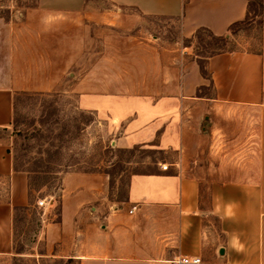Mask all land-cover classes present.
<instances>
[{
	"label": "crops",
	"instance_id": "crops-1",
	"mask_svg": "<svg viewBox=\"0 0 264 264\" xmlns=\"http://www.w3.org/2000/svg\"><path fill=\"white\" fill-rule=\"evenodd\" d=\"M108 1L144 16L181 17L180 36L185 39L200 27L216 36L225 34L231 24L245 18L247 7V0ZM95 17L85 11L84 0H37L20 23L6 24L0 19V30L14 25L18 49L32 47L46 33L63 34L80 27L84 31L87 21ZM23 29L28 33L23 34ZM7 45L10 42L5 41ZM174 52L178 59H186L174 93L143 99L142 106L124 112L110 109L111 125L120 131L115 147L153 145L171 156L172 161L165 164L167 171L158 164L154 172L132 175L125 205L115 210L97 204L102 190L95 178L65 177L58 219L42 229L47 254L79 264H169L178 256L198 258L201 264H264V48L260 55L233 53L210 58L212 99L197 97L198 88L208 87L209 81L192 61L191 48L178 45ZM58 79L37 77L24 82L17 74L11 79L0 73V130L10 126L16 92L48 93ZM227 104L260 106L258 168L253 181L212 185L205 208L200 184L184 175L187 160L204 141L196 128L194 106L208 114ZM3 178L8 180V194L0 202V255H9L13 209L29 204L28 177L13 171L9 148L0 143Z\"/></svg>",
	"mask_w": 264,
	"mask_h": 264
},
{
	"label": "rangeland",
	"instance_id": "rangeland-1",
	"mask_svg": "<svg viewBox=\"0 0 264 264\" xmlns=\"http://www.w3.org/2000/svg\"><path fill=\"white\" fill-rule=\"evenodd\" d=\"M36 3L0 0V13L10 15L9 22L1 20L20 23ZM262 5L263 28L253 25L238 32L231 45L234 50L262 53L264 0ZM85 11L96 17L87 21L84 31L80 27L63 34L46 33L32 47L15 49L14 25L0 30L2 75L14 79L17 74L24 82L59 77L51 92H16L10 126L0 130V143L25 172L30 188L27 208L13 213L12 252L0 255V264H79L47 254L42 237L44 225L58 219L65 177L95 178L102 190L97 204L115 210L125 205L132 175L154 172L158 164L172 161L153 145L115 147L120 131L111 125L110 109L124 112L142 106L143 99L156 100L175 92L186 61L174 52L182 46L180 23L144 16L108 0H87ZM5 41L10 46L5 47ZM194 109L196 128L204 141L187 160L184 175L198 181L202 206L207 208L212 185L254 180L260 106L227 104L208 114L198 106ZM7 194L8 180L0 179V202ZM40 200L46 201V207L37 206Z\"/></svg>",
	"mask_w": 264,
	"mask_h": 264
},
{
	"label": "trees",
	"instance_id": "trees-1",
	"mask_svg": "<svg viewBox=\"0 0 264 264\" xmlns=\"http://www.w3.org/2000/svg\"><path fill=\"white\" fill-rule=\"evenodd\" d=\"M87 0H84V6H86ZM262 0H247L246 7V16L242 21L235 22L231 24L227 32L221 36H216L208 29L204 27L197 28L193 35L189 39H185L183 37H179V40L184 48H192L193 56L192 61L198 67L199 73L202 78L209 81L208 87H201L197 90L198 98H206L212 99L214 96V87L212 83L211 75L208 71V60L214 56L221 54H233V53H241L239 51L234 50L231 45L233 44L235 36L243 29H247L256 25L260 28H263V18H262ZM165 18V17H164ZM0 19H3L5 22L10 21V15H2L0 13ZM175 19L181 25V17L176 18H168ZM247 54H256L260 55V53H247ZM204 91V94L201 92ZM208 91V92H207ZM207 92V93H206ZM13 161V171L16 173H25L17 168L15 160ZM30 190L28 184V191ZM29 205V204H28ZM25 208H14L13 213L17 210H24Z\"/></svg>",
	"mask_w": 264,
	"mask_h": 264
},
{
	"label": "built area",
	"instance_id": "built-area-1",
	"mask_svg": "<svg viewBox=\"0 0 264 264\" xmlns=\"http://www.w3.org/2000/svg\"><path fill=\"white\" fill-rule=\"evenodd\" d=\"M162 171H167L168 166L165 164L160 165ZM37 206L39 208L46 207V201H38ZM135 208H132L134 210ZM169 264H201L200 259L198 258H188L185 256H178L169 261Z\"/></svg>",
	"mask_w": 264,
	"mask_h": 264
}]
</instances>
